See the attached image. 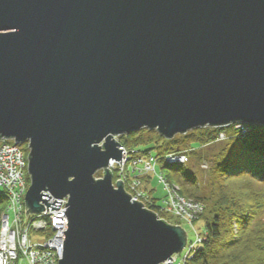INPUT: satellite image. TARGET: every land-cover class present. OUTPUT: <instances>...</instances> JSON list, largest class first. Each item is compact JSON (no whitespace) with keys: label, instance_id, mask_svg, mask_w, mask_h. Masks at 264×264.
Returning <instances> with one entry per match:
<instances>
[{"label":"water","instance_id":"95a60500","mask_svg":"<svg viewBox=\"0 0 264 264\" xmlns=\"http://www.w3.org/2000/svg\"><path fill=\"white\" fill-rule=\"evenodd\" d=\"M230 124L264 125V0H0V138L27 143V217L68 199L58 264L180 253L183 227L113 184L115 137Z\"/></svg>","mask_w":264,"mask_h":264},{"label":"trees","instance_id":"16d2710c","mask_svg":"<svg viewBox=\"0 0 264 264\" xmlns=\"http://www.w3.org/2000/svg\"><path fill=\"white\" fill-rule=\"evenodd\" d=\"M248 127L250 131L244 135L236 124H230L224 127L196 128L171 139L164 138L156 130L146 128L120 136L121 145L130 152L133 151L134 157L154 156L157 159L156 168L158 166L160 170L158 173L171 184L178 185L180 195L198 201L203 206L202 213L192 222L193 225L199 220L204 222V233L199 232L202 235L201 242L186 256L182 264H230L232 260L237 261L236 264H243L245 257L237 260L234 259L236 254L231 253L240 249L247 250L246 253L251 257L258 256L260 262L264 261L263 233L262 237L248 234L243 242V235L239 233L243 227L242 231L246 232L249 218L264 202V192L259 189L264 186V139L259 133L264 125ZM221 133H224V139L227 140L226 145L211 159V163H203L205 169L209 170L212 196L197 194L196 175L189 170L186 162L189 157L195 160L200 158L193 149L194 144L221 140ZM17 145L27 154L26 144ZM173 153L184 154L187 160L167 162L166 157ZM165 196L166 193L159 204L157 201L160 198L152 194L151 202L146 208L167 223L176 225L166 219H174V216L160 211ZM7 202L5 192L0 190V220ZM206 203H210L208 217L205 216ZM174 221L179 222L177 218Z\"/></svg>","mask_w":264,"mask_h":264},{"label":"built area","instance_id":"2783aa9c","mask_svg":"<svg viewBox=\"0 0 264 264\" xmlns=\"http://www.w3.org/2000/svg\"><path fill=\"white\" fill-rule=\"evenodd\" d=\"M236 127L241 128V131L244 129V125L240 124H236ZM221 137H223L222 133L219 134V138ZM120 149H122L121 164L120 161L111 160L109 170L116 172L118 180L124 179L129 191L124 189L132 199L142 203L145 195L140 190L141 182L135 172L142 168L145 172L157 176L166 193L160 211L183 220L194 232L193 241H189L187 237L184 247L186 257L201 242L202 235L196 232L192 222L202 213L203 206L198 201L180 195L178 185L171 184L161 174L156 173L157 159L154 156L134 157V161L130 163L133 151L130 152L122 145ZM186 160V155L180 153H173L166 157L167 162H185ZM203 166L205 167V164ZM26 170L25 152L13 140L0 138V190L5 192L8 201L0 220V264H58V259L62 257L63 252L64 231L67 229L64 211L67 210L65 203L68 199L67 197L54 198L50 195L48 202L54 199L61 201L58 209L51 206L47 209L44 206L41 213H30L27 217L24 204L26 181H28L25 176ZM150 202L148 200L146 204ZM31 231L42 232L44 238L33 241L30 237ZM173 260L175 261V258ZM173 260H167L165 264H173ZM182 263L183 261L178 264Z\"/></svg>","mask_w":264,"mask_h":264},{"label":"rangeland","instance_id":"374dc122","mask_svg":"<svg viewBox=\"0 0 264 264\" xmlns=\"http://www.w3.org/2000/svg\"><path fill=\"white\" fill-rule=\"evenodd\" d=\"M248 131H250V130L247 129L246 133H248ZM246 133H244V134H246ZM259 133L264 139V129H261V131ZM222 135H223V137H221L222 138L221 140H223L225 138L224 133H222ZM120 136L115 137V139L119 143L121 141ZM221 140H219V139L218 140L215 139L212 141L210 140L207 142H203V144H201V145L200 144H194L193 149L197 152V154L200 158H199V160H195V159H192L189 157L186 164L189 167V170L194 172L196 175V180L198 182L197 194L207 195V196L210 195L209 197L212 196L209 170L205 169V167L203 166V163H205V162L211 163V159L214 156H216L220 151H222L223 147L227 143V140L226 139H224L223 141H221ZM23 144H26V146H27V143H23ZM120 145H121V143H120ZM22 147H23V145H22ZM27 154H28V152H27ZM27 154H26V156H27ZM133 161H134V154L130 158L129 162L132 163ZM110 171L112 173V182H113V184H115V182L118 180V177L115 175V173H116L115 171H113V170H110ZM130 171H131V168H130ZM159 171L160 170L157 166L156 173H158ZM130 174L134 175L131 172H130ZM135 174L141 182L140 183V190H142L144 192V195H145V198L143 200L144 207H146V205H147L146 203L148 200L151 201L150 196L152 194H154L155 197L160 198L157 201L160 204L161 198L164 196L165 191H164L163 186L158 182L155 175L152 173L149 174V173L145 172L144 169H142V168H141V170L135 172ZM25 176L29 179V174H28L27 170L25 171ZM102 176H103V171H98L94 174L95 178H101ZM121 181L123 182V185L125 186L124 188L127 189V185L125 183V180L121 179ZM29 184H30V181L29 180L26 181V187H28ZM255 186L257 188H259V186H257V185H255ZM259 189H261L262 193L264 192V186L259 188ZM206 204H207V210H206L205 216L208 217L210 215L209 214L210 203H206ZM175 218H177V217L174 216V219ZM166 219L173 224H176V225L183 227V229L187 233V237H188L189 241H193L195 239L193 230L189 226H187L183 220L177 218L179 220V222H176L171 217L169 219L167 217ZM203 223L204 222L202 220H199L196 224H194V229L196 230V232H198V233L203 232V229H204ZM247 226H246L247 230L245 229L246 232L242 231L244 229V227L241 230H239V233L241 232L243 235V237L241 239L242 242L244 241V239L246 238V236L248 234H250L251 236H254V237H258V235H260L259 237H262L261 233H263V235H264V202H263V205L260 206V208L257 210V212H254V214L251 215V217L248 220ZM239 235L240 234H238V236ZM30 237L33 241H36L38 239H43L44 234L40 231H31ZM262 238H263L262 240H264V237H262ZM246 251H241V249H240V250H236V251L233 250L231 253H232V255L236 254L234 259L238 258L240 260L241 257H245V259L247 258L246 262H245V259L243 260L244 261L243 264H263L264 263V261L260 262V260H258V256L257 257H251L249 255V253H246ZM185 255H186V249H183L180 253L173 255L172 260L175 258V261L173 260L174 261L173 264H178L179 262H182V261L184 262V260L186 258ZM240 262H242V260ZM236 263H237V261H234V260H232L230 262V264H236Z\"/></svg>","mask_w":264,"mask_h":264}]
</instances>
